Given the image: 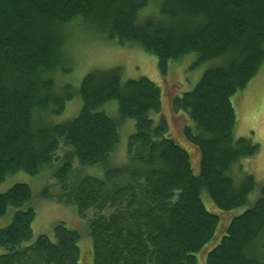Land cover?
<instances>
[{"label":"trees","instance_id":"16d2710c","mask_svg":"<svg viewBox=\"0 0 264 264\" xmlns=\"http://www.w3.org/2000/svg\"><path fill=\"white\" fill-rule=\"evenodd\" d=\"M75 33L138 46L163 77L191 56L192 69L222 64L173 99L192 122L175 139L150 79L113 67L65 82ZM263 65L264 0H0V183L47 173L56 185L42 198L75 207L92 240L65 224L34 239L32 189L15 184L0 193V217L16 210L0 264H264V180L242 172L260 145L235 137L233 101ZM126 121L135 132L117 163Z\"/></svg>","mask_w":264,"mask_h":264},{"label":"rangeland","instance_id":"374dc122","mask_svg":"<svg viewBox=\"0 0 264 264\" xmlns=\"http://www.w3.org/2000/svg\"><path fill=\"white\" fill-rule=\"evenodd\" d=\"M151 12L147 11L145 14ZM68 49V54L74 63H72L73 70L66 74L64 80L75 89L80 87L82 80L92 71L113 67L123 68L125 80L146 77L159 85L163 91V109L161 116L154 117L155 119L160 117L166 119L169 123V136L175 139H178L184 127L191 126L192 122L186 113L174 111L173 99L193 90L205 70L222 64V60L218 59L192 69L190 66L194 58L191 56L180 63H170L168 74L163 77L158 70L157 58L146 53L138 46L121 47L87 33H75L69 40ZM233 99L237 114L235 137H244L260 145L259 154L254 161H251L253 163L248 162V165L242 166V172H251L256 180L262 182L264 180V65L245 91ZM80 107L81 100L76 96L62 120L67 121L75 118ZM126 122L123 131H120V143L116 153L117 163L126 160L127 142L135 132V121ZM65 150L68 149L62 148L59 155L62 156ZM80 170L82 172L84 170V174L95 177H101L103 174L98 167H88ZM19 183L28 184L32 189V207L36 212V220L33 226L34 239L40 235H46L55 240L56 226L65 224L71 229L78 230L86 242H92L91 237L86 236L89 235L87 220L79 217L75 207L42 198L41 195L47 188L46 186L56 185V181L50 178L47 173L37 177H31L23 172L13 174L0 183V193L8 191L12 186ZM50 192L54 194L62 193L60 189ZM15 212L16 210L11 208L4 217H0V229L12 223ZM90 213L93 214L92 211ZM2 253L3 249L0 248V255Z\"/></svg>","mask_w":264,"mask_h":264}]
</instances>
